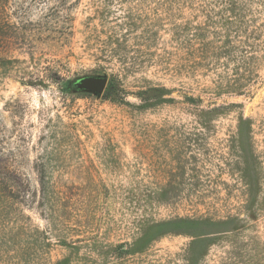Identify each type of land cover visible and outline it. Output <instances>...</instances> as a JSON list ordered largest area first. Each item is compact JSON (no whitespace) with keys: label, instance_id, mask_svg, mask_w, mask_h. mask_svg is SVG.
Listing matches in <instances>:
<instances>
[{"label":"rangeland","instance_id":"374dc122","mask_svg":"<svg viewBox=\"0 0 264 264\" xmlns=\"http://www.w3.org/2000/svg\"><path fill=\"white\" fill-rule=\"evenodd\" d=\"M0 179V264H264V0H0Z\"/></svg>","mask_w":264,"mask_h":264},{"label":"water","instance_id":"95a60500","mask_svg":"<svg viewBox=\"0 0 264 264\" xmlns=\"http://www.w3.org/2000/svg\"><path fill=\"white\" fill-rule=\"evenodd\" d=\"M106 86L105 78H86L79 84V88L102 93Z\"/></svg>","mask_w":264,"mask_h":264},{"label":"trees","instance_id":"16d2710c","mask_svg":"<svg viewBox=\"0 0 264 264\" xmlns=\"http://www.w3.org/2000/svg\"><path fill=\"white\" fill-rule=\"evenodd\" d=\"M2 181H1V179H0V189L2 188ZM0 195H2V192H0Z\"/></svg>","mask_w":264,"mask_h":264}]
</instances>
